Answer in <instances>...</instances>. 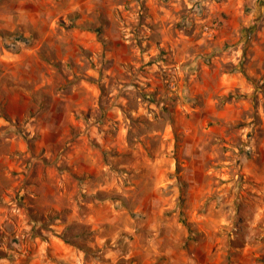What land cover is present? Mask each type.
Segmentation results:
<instances>
[{"label": "rangeland", "instance_id": "374dc122", "mask_svg": "<svg viewBox=\"0 0 264 264\" xmlns=\"http://www.w3.org/2000/svg\"><path fill=\"white\" fill-rule=\"evenodd\" d=\"M0 264H264V0H0Z\"/></svg>", "mask_w": 264, "mask_h": 264}, {"label": "built area", "instance_id": "2783aa9c", "mask_svg": "<svg viewBox=\"0 0 264 264\" xmlns=\"http://www.w3.org/2000/svg\"><path fill=\"white\" fill-rule=\"evenodd\" d=\"M214 28H215V25H213L212 28H211V26L206 25V26H204L203 29H204V32H211Z\"/></svg>", "mask_w": 264, "mask_h": 264}, {"label": "crops", "instance_id": "0c3cea01", "mask_svg": "<svg viewBox=\"0 0 264 264\" xmlns=\"http://www.w3.org/2000/svg\"><path fill=\"white\" fill-rule=\"evenodd\" d=\"M191 212V211H190ZM194 219V218H193Z\"/></svg>", "mask_w": 264, "mask_h": 264}]
</instances>
